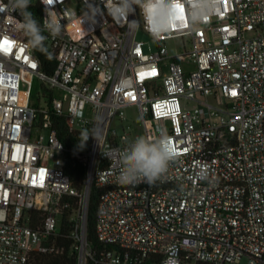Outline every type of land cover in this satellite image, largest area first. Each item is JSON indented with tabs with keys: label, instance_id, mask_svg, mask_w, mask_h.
Returning <instances> with one entry per match:
<instances>
[{
	"label": "built area",
	"instance_id": "2783aa9c",
	"mask_svg": "<svg viewBox=\"0 0 264 264\" xmlns=\"http://www.w3.org/2000/svg\"><path fill=\"white\" fill-rule=\"evenodd\" d=\"M39 2L50 73L18 27L21 11L0 0V44L11 45L0 49V264L62 254L55 238L70 198L76 264H264V0H218L196 25L188 0H176L183 11L159 36L140 8L128 17L136 23L115 21L112 0ZM46 7L59 34L45 27ZM137 31L154 50L144 52ZM175 38L182 50L170 54L165 41ZM27 77L39 84L32 94ZM130 108L145 137L165 132L177 152L152 184L117 181L120 153L139 136ZM69 155L85 168L81 193L66 174Z\"/></svg>",
	"mask_w": 264,
	"mask_h": 264
},
{
	"label": "clouds",
	"instance_id": "9594fccd",
	"mask_svg": "<svg viewBox=\"0 0 264 264\" xmlns=\"http://www.w3.org/2000/svg\"><path fill=\"white\" fill-rule=\"evenodd\" d=\"M46 5L49 0H42ZM30 0H13V10L19 9L23 20L18 27L29 38L33 48L43 47L46 37L40 22L27 11ZM218 0H188L189 19L193 25L202 22L205 15L212 11ZM176 0H112L108 8L109 15L117 21H128L130 15H135L140 8L145 24L154 36L168 31L175 22ZM46 29L53 35L59 34L60 24L51 18L50 10L46 7ZM177 156L176 149L169 136L161 132L155 139L138 136L120 153V172L117 181L121 184H134L140 181L155 183L167 172L171 161ZM167 264V262H166Z\"/></svg>",
	"mask_w": 264,
	"mask_h": 264
},
{
	"label": "trees",
	"instance_id": "16d2710c",
	"mask_svg": "<svg viewBox=\"0 0 264 264\" xmlns=\"http://www.w3.org/2000/svg\"><path fill=\"white\" fill-rule=\"evenodd\" d=\"M43 7L39 0H30L29 7L27 9L34 19L41 22ZM33 48V47H32ZM42 71L50 73L55 66V57L50 53L49 49L44 42L43 47L40 49L33 48ZM33 93V88L31 89V94ZM53 126L57 130V135L61 141L68 144L69 134L64 122L60 118L53 119ZM66 174L68 175L70 185L77 191L81 193L84 187V176L85 168L84 166L72 155H69L65 164ZM98 192L96 189L91 187L88 203H87V239L93 246V248L98 247L94 235V222H95V211L97 204ZM71 206L68 209H64L61 212V220L57 229L55 244L57 246L63 247L62 254L59 255H44V254H32L31 264H76V256L72 251V240L69 238V232L72 228V223L68 221V217L75 208L76 198H70ZM33 214V213H32ZM35 214H41L36 212ZM37 223V218L32 221V225Z\"/></svg>",
	"mask_w": 264,
	"mask_h": 264
},
{
	"label": "rangeland",
	"instance_id": "374dc122",
	"mask_svg": "<svg viewBox=\"0 0 264 264\" xmlns=\"http://www.w3.org/2000/svg\"><path fill=\"white\" fill-rule=\"evenodd\" d=\"M70 29L78 32L80 31V26L78 23H75L72 26H70ZM135 40L143 42V45H144L143 50L145 53L148 52L149 47L151 50H154V43L152 42L151 38L148 35H146L144 32L137 31L135 34ZM165 45L170 54H174L182 50V42L178 38L165 41ZM29 80H30L29 77H27V81ZM30 81H31V88H33V92H34L36 86L39 85L38 81L36 79L30 80ZM124 114H125V117L127 118V123L132 129L130 132L132 137L135 134H138L139 136H144L143 129L141 126V120L137 116L136 109L135 108L127 109L124 111ZM242 263H244V261H242Z\"/></svg>",
	"mask_w": 264,
	"mask_h": 264
},
{
	"label": "snow or ice",
	"instance_id": "6c2138e0",
	"mask_svg": "<svg viewBox=\"0 0 264 264\" xmlns=\"http://www.w3.org/2000/svg\"><path fill=\"white\" fill-rule=\"evenodd\" d=\"M175 8L179 9L181 12L183 11V9L181 8L179 4L175 5ZM10 47L11 45L7 40H5L3 44H0V49H2L5 52L9 51Z\"/></svg>",
	"mask_w": 264,
	"mask_h": 264
}]
</instances>
